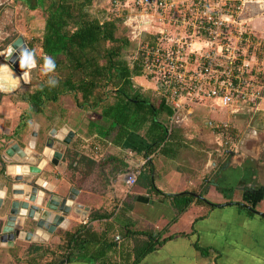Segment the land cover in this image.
Instances as JSON below:
<instances>
[{
	"label": "crops",
	"instance_id": "obj_1",
	"mask_svg": "<svg viewBox=\"0 0 264 264\" xmlns=\"http://www.w3.org/2000/svg\"><path fill=\"white\" fill-rule=\"evenodd\" d=\"M40 26L43 27V20L40 21ZM0 66L3 68L2 62ZM12 73L11 82L8 85L0 82L1 89H6L8 92L17 89L18 78ZM162 90L160 86L155 88L157 93L155 97L162 96L171 108V113L167 116H158L166 128V133L156 147H152L153 143L150 142L144 130L130 133L119 145H113L107 139L100 137L98 129L94 130L91 127L86 131L89 137V149H84L83 144H80H87L88 140L84 138L77 140L73 129L65 142L68 149L66 147L63 149L66 151L64 155L61 148L53 145V159H46L41 177L51 184L52 192L55 194L63 195L69 188H75L74 203L81 204L83 207L79 212H74L70 208L64 216L66 220L64 227H56L50 234L34 233L29 240L22 238L13 241L11 245L9 243L0 245L3 253L10 248L13 254L16 245H23V250L32 243L53 247L61 242L64 230L72 232L82 225L83 227L76 234H80L84 239L87 238L88 241L92 238V241L85 242L83 246H77L82 258L70 262L62 260L63 264H119L127 255H130L128 261L130 262L134 241L148 236H154V239L158 238V240L164 238V240L136 264H264V222H260L255 216L230 211L233 202L229 203V201L238 200V198L242 201V195L234 198L233 188L237 189L236 186L240 183L238 181H242L241 175L245 173L243 170L245 166L234 168L220 166L218 170L222 174L215 171L217 164L211 158V149H208L211 147L207 144L206 149L201 150V142L192 140L194 131L199 132L198 128L202 127L206 120L204 115L206 113L200 115L199 109L202 110L207 106L204 103L195 102L176 112L172 100L168 97V92L164 93ZM195 112L198 118L204 117V121L200 123L198 119V122L195 121L194 124L189 120L192 118L189 115ZM207 112L216 118L222 116L210 109ZM7 117L8 113L0 119V132L4 133H1L0 138L8 140L7 146L15 144L16 150L13 149L12 154L15 155L19 149L26 150L28 153L39 152L38 141L35 142L33 149L28 145L31 128L29 134L27 133L28 136L24 135L26 126L30 125L26 123L30 117L29 113L24 112L16 120L10 121V124L6 122ZM247 118L248 115L243 112L236 113L232 118L236 128L235 132L239 139L241 138V142L244 140L242 137L246 135V130L251 129L253 135L254 125L257 124L258 127L264 123L262 116L257 114L252 115L249 121ZM91 120L87 121L86 128ZM95 120H97V125H100V121ZM201 127L200 131L204 128L209 131L206 126L202 129ZM38 132L42 133L41 124H38ZM68 140L71 145H67ZM101 147H105V151H101ZM4 149L0 151L1 156L8 158L4 154ZM94 150H96L95 154ZM96 154L103 156L99 164L97 163L99 160H95L99 159L96 158ZM94 155L96 156L93 157ZM31 159L34 162V159ZM103 160H107L110 166H103ZM36 161L38 162L37 159ZM48 163L51 166H48ZM2 169L0 162V175L3 173ZM6 169L12 175L17 172L13 166H6ZM65 169L68 170L66 174ZM135 169L139 170V174L144 172L148 182L146 179L137 181L130 187L132 191L124 198L120 194L119 181L124 183V174ZM114 170L116 173L113 175ZM256 172H250L249 177L244 180L254 179ZM246 181L242 187L246 186ZM249 182H251L249 187L256 189L259 194L258 190H262L261 186L252 180ZM169 183L173 185V189L167 191ZM4 186L0 182V189L4 190ZM183 192H187L191 199L186 207L180 210L178 205L181 201L175 206L172 195ZM212 194L215 196L213 199L210 197ZM115 196L117 199H114ZM240 200L234 202H240ZM212 203L221 204L222 207L211 208ZM259 211L264 212L262 209ZM102 213L108 214L107 217L100 218ZM93 214L95 217L90 219V215ZM3 215L4 213L0 210V226ZM242 221L245 225L241 224ZM249 223L253 224L252 231L247 230ZM105 225L111 227L107 236L109 240L115 241V250L108 249L103 255L102 263L100 260V231ZM126 231L129 232V236L124 238L121 234ZM250 231L254 232L251 239H249ZM69 244L71 245L72 242ZM16 251L20 253V249ZM94 254L95 258H93Z\"/></svg>",
	"mask_w": 264,
	"mask_h": 264
},
{
	"label": "trees",
	"instance_id": "obj_2",
	"mask_svg": "<svg viewBox=\"0 0 264 264\" xmlns=\"http://www.w3.org/2000/svg\"><path fill=\"white\" fill-rule=\"evenodd\" d=\"M20 1L28 9L39 8L44 13L41 34L35 40L42 55H37L33 47L28 44L36 61L35 66L41 64L45 66V58H50L55 65L51 71L46 72L45 80L39 81L37 87L22 98L27 102L29 110L33 113L41 112L43 101L56 100L64 93L71 94L77 107L90 109L99 117L100 125H97V120H91L88 122V130L90 127L94 130L98 129L100 137L107 139L113 145H119L130 133L144 130L153 143L152 147H156L166 133V128L158 116L169 115L171 108L162 96H144L138 86L133 85L132 77H140L144 74L143 76L149 79L152 73L145 72L142 65L143 56L137 52L136 42L126 34L127 28L123 26L126 9H116L113 0H109L107 10L101 8L100 16H95L88 11L92 0ZM140 40L153 44L154 36L146 32L142 34ZM50 81L56 83L52 84ZM255 81L263 82V78ZM248 162V160L244 161V163ZM243 170L245 173L241 175L242 181L252 172L249 166H245ZM139 176L148 182L144 172ZM243 188L242 200L248 204L249 201L254 203L255 193H258L256 189L249 186ZM250 197L253 198L249 199ZM172 198L175 206L181 201V204L177 205L178 209L183 210L191 196L183 192L172 195ZM235 204L241 206L242 214L255 216L260 222H264L263 216L253 213L239 203ZM210 207H222V205L212 203ZM107 215L102 213L100 218H106ZM94 217V214L90 215V219ZM82 227L80 225L72 232L64 230L61 242L52 249L41 244H30L24 251L25 260L18 259V261H24V264H63L62 260L70 262L82 258L77 246H83L88 241L87 238L84 239L80 234H76ZM110 230L111 227L105 225L100 231L102 263L103 255L108 249L115 250V241L109 240L107 236ZM121 235L126 238L129 232H123ZM163 240L164 238L154 239V236L135 240L131 250L132 260L128 262L130 255H127L128 258L123 257L124 261L119 264L138 263ZM89 241L91 242L92 238ZM46 257L47 260L39 262ZM95 257L94 254L93 258Z\"/></svg>",
	"mask_w": 264,
	"mask_h": 264
},
{
	"label": "rangeland",
	"instance_id": "obj_3",
	"mask_svg": "<svg viewBox=\"0 0 264 264\" xmlns=\"http://www.w3.org/2000/svg\"><path fill=\"white\" fill-rule=\"evenodd\" d=\"M185 0H176V2H179V5L184 2ZM108 2L109 0H92V3L88 7V11L92 13L95 16H100V9L104 8V10H107L108 8ZM184 5V3H183ZM183 5L181 6L182 9H184ZM121 6H124L123 8H127V13L123 26L127 28L126 34L129 35V31L131 30L133 37L132 40H136L135 35L138 34V27H135V23L138 24V19L144 20V16L139 15V11L137 9L133 8L130 3L124 4L122 3ZM259 9L258 11L251 12L247 6L245 8H241L236 12L237 16V23L233 25H227L223 30H221L220 39L217 40V42L214 44L211 42V39H207V42L205 47H203V43L199 44H190V50H193V48H196L195 52L196 55L191 59V62L193 64H196L197 66L201 65V63H207L210 62L207 65L214 67L217 69V65L221 66V68H228V72L233 74V76H239L241 72V62L243 60L237 58L232 59L231 55V61L228 63V58H224L225 56H229L228 51H225L224 48H230L228 47V43L231 46H234L237 48L240 52H245L246 59L249 65L253 66V71L251 73H246L247 75H244V77H248L249 81H252L255 85H264V0H260L259 5L253 6ZM249 10V11H248ZM139 17V18H138ZM44 18V13L39 8L35 9H28L23 2L20 0H0V63L2 62L3 68H0V82L2 84H9L11 82V73L13 72L17 76V89H14L15 91L11 92L8 90L5 92H0V119L3 118L8 113V117L6 118L7 124H10L12 120H16L19 116H22L24 112L29 113L30 117L28 118L27 124L30 123V125L26 126L24 135L28 136V132L32 126L33 123L41 124L42 125V131L48 130V133L50 131L49 136L53 137L52 135H59L64 134L66 137L69 130L73 131L74 134L77 135V140H88V136L86 135V124L87 121L92 119H98L97 114L94 113L90 109H82L75 105L71 94L64 93L62 95H59L56 100H50V101H43L44 103H41L42 111L38 113H33L29 110V107L27 105V102L25 100H22L21 98H25L28 93H30L33 88H36L39 81L45 80V74L47 71H45V66L43 64L36 65L35 66V59L32 57L33 65L32 67L27 68V77L25 81L22 77H20L14 69H9L7 64L3 60V53L5 51L6 46L13 41L18 35L23 37L24 42L28 46L30 44L33 47V50L37 53V55L41 56V50L37 47V41L35 40L40 37L42 27L40 26V21H42ZM134 22V23H133ZM137 26V25H136ZM139 28L141 30L148 29L149 25H140L138 24ZM41 27V28H40ZM136 29L133 31V29ZM41 29V30H40ZM40 31V32H39ZM186 31V30H185ZM248 32L250 35L247 38H244L240 40V36H242V33ZM227 33V36H226ZM142 36V34H139ZM130 36V35H129ZM130 36V37H131ZM224 40H227L224 41ZM136 42V41H135ZM134 42V44H135ZM137 44V42H136ZM135 44V45H136ZM215 45V47H214ZM196 46V47H193ZM30 54L31 53V49ZM234 50V49H233ZM2 51V52H1ZM40 52V53H39ZM214 52V58L209 60L206 56L207 53ZM234 56H236L235 50H234ZM127 57V55H126ZM128 58V57H127ZM233 60V61H232ZM148 66H151V63H148ZM144 68V67H143ZM145 72L151 73L147 71L144 68ZM226 70V69H225ZM5 71V72H4ZM10 71V72H9ZM152 71V70H150ZM4 72V73H3ZM216 72H219V69L216 70ZM249 72V71H246ZM12 73V74H13ZM144 75V74H143ZM143 75L140 77H132L133 84L136 86L140 85V92L144 96L152 97L157 95L155 88L159 87V83L161 81V78L158 77L160 75V72L153 71L152 75L149 79L145 78ZM263 82L256 83L255 80H262ZM6 79V80H5ZM147 84V85H146ZM147 86V87H146ZM155 87V88H154ZM154 89V90H153ZM11 92V93H10ZM201 103H204L206 106L209 103L205 99L202 100ZM211 111L213 108H209ZM207 108H203L202 110L199 109V114L202 115L204 113L207 121L208 117L216 118L209 113ZM7 110V112H6ZM222 111V112H221ZM249 107L244 109L243 111H240V113H245L248 115V121L250 118H252V114H257L262 116V121L264 122V110H257L255 113H248ZM214 112V111H212ZM247 112V113H246ZM22 113V115H21ZM216 113H224V110H218L216 109ZM192 114V113H191ZM189 115L192 118H188L189 120L197 121L199 119V122L201 123L204 121V117L200 116L198 118V115L193 113L192 115ZM196 114V115H195ZM213 114V113H212ZM194 116V117H193ZM197 117V119H196ZM221 117V116H220ZM217 117V118H220ZM254 119V118H253ZM187 120V119H186ZM188 121V120H187ZM203 122L202 127L206 126L207 129L204 128V130L200 127L199 132L194 131L192 140L194 141H200L201 150H205V146L208 144V149H211V158L214 160V162L217 164L215 171L220 172L218 169L220 166H228L229 168H234L235 166H249L250 170L257 171L255 173L254 179L252 180L254 183H256L258 186H261L262 190H259V196L255 193V200L254 203H250L251 205H255L254 208L260 210H264V123H261L258 127L257 124L254 125V131L253 135L250 131L251 129L246 130L245 134L239 141H234L233 143L226 141L223 137L219 136L218 134H215L211 131L209 126L206 124V122ZM41 122V123H40ZM198 122V121H197ZM246 123V122H245ZM195 124V123H194ZM249 127V126H248ZM187 128L191 129L190 126H187ZM73 129V130H72ZM189 131V130H188ZM0 132V135L4 134ZM28 133V134H27ZM191 138V137H190ZM239 139V138H238ZM59 141V140H58ZM55 139H53L52 144L56 146L57 148H61L63 155L64 151L63 149L68 147L65 145L64 142H58ZM97 142V139L95 140ZM70 140H68L67 145L70 144ZM203 143V144H202ZM83 144L84 149H89V140L86 143H80ZM240 145V146H239ZM39 148V145L37 146ZM71 147V146H70ZM110 147V146H109ZM188 147V146H187ZM105 147H101V151H105ZM90 152V151H89ZM93 153H96V150L93 151ZM97 155V154H96ZM94 155L93 157H95ZM103 156L100 157V155H97L95 160H99L97 163L99 164ZM202 157V156H201ZM52 158V154L51 157ZM53 159V158H52ZM245 160H248V163H244ZM46 162V161H45ZM49 162V161H48ZM104 163H102L103 166H110L109 162L107 160H103ZM48 166L49 165L48 163ZM112 166H116L115 164H112ZM65 167V166H64ZM69 169V168H67ZM114 169V168H111ZM66 171L65 174L68 172ZM109 173V170H108ZM116 173V171H113V175ZM64 174V175H65ZM110 174V173H109ZM219 174H222L221 172ZM218 174V176H219ZM100 177H103L100 175ZM139 181H144L143 177H138ZM249 180V181H250ZM138 179L134 182L136 183ZM246 180H239L237 184V189H234V198L239 197L243 194L244 186ZM246 181V186L248 187L251 185V182ZM119 184L121 185V191L120 194H122V197H126V194H129V192L132 191V188L127 187L124 183L119 181ZM256 185V186H257ZM169 188L167 191H170L173 189V185L170 183L168 184ZM242 187V188H239ZM239 188V189H238ZM263 191V193H262ZM239 193V194H238ZM113 197V196H112ZM116 197V196H115ZM212 199L215 197L213 194L210 196ZM233 197V196H232ZM242 197V196H241ZM248 198V197H247ZM253 197H250L249 199H252ZM114 199H117L114 198ZM220 199V198H219ZM241 198H238L240 200ZM234 200L233 201H238ZM231 210L232 212H242L241 206L235 205L234 203L231 204ZM227 206V205H226ZM245 206V205H244ZM225 207V206H224ZM247 207V205H246ZM236 208V209H235ZM241 224L245 225V223L242 221ZM247 230L252 231L253 224L249 223ZM245 230V228H244ZM250 231V232H251ZM260 233V232H259ZM251 235H254V232L249 234V239H251ZM255 235H257L255 233ZM250 242V241H249ZM15 245V244H14ZM49 248H54V245L48 246ZM15 251L12 254V250L9 248L6 250V253H3V249H0V264H24V262L18 261V259L24 258V248L23 245L15 246ZM17 249H20V253H16ZM2 250V251H1ZM48 257L45 259H40L39 262H43L47 260Z\"/></svg>",
	"mask_w": 264,
	"mask_h": 264
},
{
	"label": "built area",
	"instance_id": "obj_4",
	"mask_svg": "<svg viewBox=\"0 0 264 264\" xmlns=\"http://www.w3.org/2000/svg\"><path fill=\"white\" fill-rule=\"evenodd\" d=\"M251 2L259 5L260 0H185L184 5L181 4L184 9L176 0H113L116 9L127 11L121 4L130 3L139 11V15L144 16V20L138 19V24L149 25L148 29L141 30L135 23L139 31L135 35L137 52L143 56L142 65L147 71L160 72L159 86L163 89L162 92H168L175 111L185 109L191 103L202 102L203 99L209 102L207 108L212 107V111L224 110V116L221 113L220 118H211L205 122L212 132L223 137L228 143L238 141L239 138L232 121L236 113L247 107L251 113L258 109L264 110V85H255L247 76L244 77L246 73L253 71V66L246 62L245 52H240L229 43L230 48H224L229 54L224 57H229L228 63L231 61V55L232 59L243 60L240 75L235 77L227 71V67L225 70L217 65L215 69L209 66L210 62L201 63L199 66L193 64L191 59L196 55V48L190 50V44L203 43L205 47L209 42L207 39H211L215 44L220 39L221 30L227 25L237 23L236 12L245 6L250 9L247 3ZM135 30L134 28L133 31ZM146 32L154 36L153 44L140 40L142 36L139 34ZM249 35L248 32L242 33L240 40ZM130 36L129 38L133 39ZM205 57L211 60L214 58V52L207 53ZM148 63H151L150 67ZM218 69L219 72H216ZM138 174V169L126 172L123 176L124 184L127 187L132 186Z\"/></svg>",
	"mask_w": 264,
	"mask_h": 264
},
{
	"label": "water",
	"instance_id": "obj_5",
	"mask_svg": "<svg viewBox=\"0 0 264 264\" xmlns=\"http://www.w3.org/2000/svg\"><path fill=\"white\" fill-rule=\"evenodd\" d=\"M247 5L252 10L251 12L259 10L253 7L254 5L257 6L255 2L247 3ZM2 53L8 68L14 69L22 77L20 70H18L20 59L25 60L29 57L32 60L30 50L22 36L18 35ZM16 57L19 59L15 60ZM33 63L32 60L31 66ZM25 72L26 76L23 79L27 81V68ZM5 90L0 88V92H5ZM42 133L43 137H41ZM42 133L38 132V124L33 123L28 145L33 149L35 142L38 141L40 144L39 152L28 153L26 150L19 149L15 155L12 154L13 149L16 150L15 144L7 146L8 140L0 138V151L5 148L4 154L8 156V158L2 157L0 153V162L3 166L0 182L5 185L4 190L0 189V210L4 213L0 226V245L7 243L11 245L13 241L22 238L29 240L34 233L50 234L56 227H64L66 223L64 216L70 208L74 212H79L83 207L81 204L74 203L75 188H69L63 195L55 194L52 192L51 184L41 177L43 165L47 158L50 159V155L54 151L53 139L65 143L72 131L69 130L66 137L63 133L51 137L48 130L42 131ZM31 158L34 159V162L31 161ZM36 159L38 162H35ZM6 166L15 167L17 172L13 175L10 174ZM247 208L249 207L247 206ZM250 210L264 217L262 211Z\"/></svg>",
	"mask_w": 264,
	"mask_h": 264
},
{
	"label": "bare ground",
	"instance_id": "obj_6",
	"mask_svg": "<svg viewBox=\"0 0 264 264\" xmlns=\"http://www.w3.org/2000/svg\"><path fill=\"white\" fill-rule=\"evenodd\" d=\"M249 11V10H248ZM19 58H15V60H17ZM31 59L29 57H27L25 60L20 59V63L18 65V70H20L19 72L22 75V78H24L26 75V68H29L31 66ZM32 67V66H31Z\"/></svg>",
	"mask_w": 264,
	"mask_h": 264
},
{
	"label": "clouds",
	"instance_id": "obj_7",
	"mask_svg": "<svg viewBox=\"0 0 264 264\" xmlns=\"http://www.w3.org/2000/svg\"><path fill=\"white\" fill-rule=\"evenodd\" d=\"M54 66V62L50 58H45V71H51ZM50 83L55 84L56 81H50Z\"/></svg>",
	"mask_w": 264,
	"mask_h": 264
},
{
	"label": "flooded vegetation",
	"instance_id": "obj_8",
	"mask_svg": "<svg viewBox=\"0 0 264 264\" xmlns=\"http://www.w3.org/2000/svg\"><path fill=\"white\" fill-rule=\"evenodd\" d=\"M5 91H7V90H5ZM239 140H240V139H238V141H239ZM238 201H239V200H238ZM230 202H233L234 204H235V203H239V204H241L243 207H245L246 209H255V210H257L256 208H254L255 205H251V206H250L251 201H249V204H248L246 201H244V200H242V201L240 200V202H234V201L231 200V201H229V203H230ZM244 205H245V206H244ZM246 205H247L249 208H247ZM258 211H259V210H258ZM263 213H264V212H263Z\"/></svg>",
	"mask_w": 264,
	"mask_h": 264
}]
</instances>
